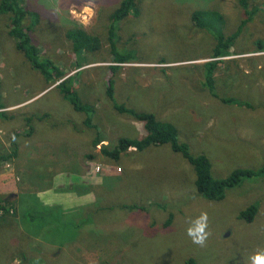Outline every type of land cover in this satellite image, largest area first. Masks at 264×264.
Returning <instances> with one entry per match:
<instances>
[{
  "label": "rangeland",
  "instance_id": "1",
  "mask_svg": "<svg viewBox=\"0 0 264 264\" xmlns=\"http://www.w3.org/2000/svg\"><path fill=\"white\" fill-rule=\"evenodd\" d=\"M123 1L26 0L25 8L38 16L28 34L39 60L53 63L66 77L79 71L76 92L83 104L94 107L90 128L84 124L87 116L54 89L58 83H47L16 50L8 36L9 15H0V112L14 118L0 116V139L7 145L13 130L22 133L17 142L23 143L13 162H0V264H186L190 258L197 264H251V257L264 253L263 175L244 176L222 200L208 202L196 192L192 167L169 145L130 149L119 161L107 160L101 149H113L122 137L146 135L142 122L114 109L126 106L172 124L191 155L209 159L215 179L239 168L259 171L264 165V49L257 44H264V0H247L255 14L240 30L246 15L237 0H135L138 13L130 12L115 29L117 51L131 59L116 64L107 37L110 15ZM85 4L95 10L87 26L69 12ZM204 10L222 16V22H206L213 32L192 20L194 12ZM29 23L26 18L25 26ZM68 31L95 36L100 47L77 51ZM221 32L237 37L213 71L212 95L204 88V66L212 61L215 33ZM96 139L100 142L94 145ZM73 187L87 195L84 203L76 204ZM50 188L37 199L41 205L64 212L86 207V213L95 214L93 222L68 234L48 233L32 221L28 228L21 224L24 235L19 226H6V220L19 216L21 193L37 196ZM130 204L140 208H122ZM252 205L254 219H239ZM202 212L210 233L204 247L187 235ZM82 214H74L75 225ZM62 225L60 218L58 229Z\"/></svg>",
  "mask_w": 264,
  "mask_h": 264
},
{
  "label": "trees",
  "instance_id": "2",
  "mask_svg": "<svg viewBox=\"0 0 264 264\" xmlns=\"http://www.w3.org/2000/svg\"><path fill=\"white\" fill-rule=\"evenodd\" d=\"M238 4L244 9L246 18L242 21L239 30L244 26L246 22H250L253 19L255 11L248 10V1L247 0H237ZM120 7L110 15V25L108 28V42L110 53L113 57V62L116 64H122L131 59V55L128 53H120L116 49L115 38L117 23L124 19L130 12L136 14L138 13L139 2L135 0H124L120 3ZM26 0H0V15L5 14L9 15L10 26L8 30V36L11 37L14 41L16 50L20 51L24 57L27 59L33 70L38 71L45 79L47 83L56 84L54 89L58 90L61 98L67 101L76 112L84 113L87 117L84 120V124L90 128L93 127L92 124V114L94 107L89 104H83L77 94L78 88L76 84L80 82L79 71L74 74L66 77V74L57 66H54L53 63L47 61H40L38 58V51L36 47L31 44V39L28 34V31L33 29L38 16L37 13L25 8ZM28 18L30 23L28 26H25L24 22ZM192 20L195 22L196 26L207 28L211 32L212 29L206 26V22L209 20H219L222 22V16L216 12L210 11H197L192 15ZM214 41L215 46L213 48L210 59L212 61L205 64L206 71H204V88L213 95L214 90V75L213 71L217 69V64L220 61L219 58L229 55V49L234 45L236 40V35L232 34L230 36H225L215 33ZM66 37L69 40L73 41V47L77 51H81V47L88 48H99L98 41L99 39L95 36L87 35L84 31H68ZM259 48L264 49V44H257ZM80 67V66H79ZM57 69V70H56ZM113 92V82L107 87L106 95L109 99L112 98ZM1 94H0V110L4 108L1 104ZM220 101L224 104L231 102V100H226L220 98ZM249 107L248 105H244ZM114 109L120 114H126L131 116L137 121H140L144 125V130L146 135L142 139H129V138H119L116 145L113 149L108 150L107 148L101 149V155L107 160L119 161L123 154L128 153L130 149H134L138 152H142L150 146H162L169 145L170 149L182 156V158L192 167L195 175V189L197 194L204 200L208 202L220 201L224 197V192L227 189H232L241 183L242 177L244 176H264V165L259 171H253L249 169H236L229 176L222 179H215L211 176V162L205 155L193 156L191 155L189 148L184 143H179L177 140V130L175 127L166 122L158 120L154 114L147 112H137L133 109H129L126 106H117L115 105ZM0 116L7 121L14 119L13 117H8L7 115L0 112ZM48 114H44L40 117H36L39 121L47 117ZM33 118L29 117L26 121L30 122ZM29 128V133L32 131V127L27 123ZM21 132L10 131L9 139V149L0 154V162H13L12 159L18 155L19 143L17 142L20 138ZM15 137V139H13ZM100 140L96 139L93 144L97 145ZM91 158V157H90ZM92 159V158H91ZM245 170V171H244ZM51 175L48 176L50 178ZM71 189V188H70ZM88 189V188H87ZM73 193L82 194L83 192L76 188H72ZM33 192H25L20 195L18 208L23 210L24 206L27 209L24 211V220H21L22 223L34 221L45 229L48 233L59 232L62 234H68L73 229H79V227L84 226L89 222H93V217L95 214L86 213V207L78 208L71 211H61L58 206H44L41 205L35 194ZM2 200H0V203ZM122 208L127 210H135L140 207L136 204L122 205ZM83 210L81 219L77 221L75 225L73 221L74 214ZM257 208L255 205H252L245 210L239 213V219H242L250 223L254 216L256 215ZM96 213V212H95ZM86 215L87 216L86 218ZM90 217V218H88ZM171 215L168 218L166 224H169L171 221ZM62 218L63 225L61 229H58L59 219ZM2 219V217L0 218ZM68 236V235H67ZM63 237V238H67ZM186 264H197L195 259H188Z\"/></svg>",
  "mask_w": 264,
  "mask_h": 264
},
{
  "label": "clouds",
  "instance_id": "3",
  "mask_svg": "<svg viewBox=\"0 0 264 264\" xmlns=\"http://www.w3.org/2000/svg\"><path fill=\"white\" fill-rule=\"evenodd\" d=\"M70 15L77 19L82 25L87 26L92 18L95 16L94 6L92 4H85L81 7L80 11L76 10V6L73 5L69 9ZM15 139V137H13ZM107 143V142H103ZM23 143H20L22 145ZM100 168L97 166L96 171ZM208 228V215L206 212H202L200 216L193 222V226L187 229V235L191 238L192 242L200 247H204L210 233L206 231ZM251 259V264H264V253L257 254Z\"/></svg>",
  "mask_w": 264,
  "mask_h": 264
},
{
  "label": "crops",
  "instance_id": "4",
  "mask_svg": "<svg viewBox=\"0 0 264 264\" xmlns=\"http://www.w3.org/2000/svg\"><path fill=\"white\" fill-rule=\"evenodd\" d=\"M2 141L3 140L0 139V154L3 153V152H5V151H8V147H9V142H7V145H3L2 144ZM19 151H20V146H19V149H18V153H19ZM75 178L77 180V177H75ZM51 181L53 182V184L57 183L58 177L57 176L55 178L53 177ZM72 182H75V180L73 178H71L70 183H72ZM53 184H52V187H53ZM50 191H51V188L49 190H45V191H42V192H37V196H36L35 193H31V194H35V197H37V199H40L41 197L46 196L47 195V192H50ZM21 194H23V193H21ZM76 196L77 197H75V199L78 200V202L76 204H82V203H84L83 200L85 198H87V195H85V196H81L80 195L81 198H79V195L78 194H76ZM19 198H20V196H19ZM91 206H93V205H91ZM24 207H25L24 208V211H25L27 209V207L26 206H24ZM77 208H75V209H77ZM75 209H72V210H75ZM72 210H71V212H72ZM24 211L22 212V210H19V208H18L19 216L18 217H13V218H10V219L6 220V226L8 228H12V227H14V225L15 226H19V235H24L25 234L23 227L24 228L30 227V223L26 222V223L23 224L22 221H21V220H24V218H25L24 217ZM32 222H34V221H32ZM21 224L23 225V227H21ZM39 227L42 228L41 226H39ZM51 242L55 243L56 241H51Z\"/></svg>",
  "mask_w": 264,
  "mask_h": 264
},
{
  "label": "bare ground",
  "instance_id": "5",
  "mask_svg": "<svg viewBox=\"0 0 264 264\" xmlns=\"http://www.w3.org/2000/svg\"><path fill=\"white\" fill-rule=\"evenodd\" d=\"M3 110V109H2ZM99 168H101L100 166H99ZM98 172V171H97Z\"/></svg>",
  "mask_w": 264,
  "mask_h": 264
},
{
  "label": "built area",
  "instance_id": "6",
  "mask_svg": "<svg viewBox=\"0 0 264 264\" xmlns=\"http://www.w3.org/2000/svg\"><path fill=\"white\" fill-rule=\"evenodd\" d=\"M97 168V167H96ZM120 171V170H119Z\"/></svg>",
  "mask_w": 264,
  "mask_h": 264
}]
</instances>
